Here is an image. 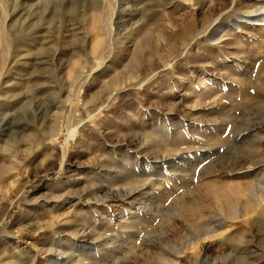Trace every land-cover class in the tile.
Wrapping results in <instances>:
<instances>
[{"label":"rangeland","instance_id":"1","mask_svg":"<svg viewBox=\"0 0 264 264\" xmlns=\"http://www.w3.org/2000/svg\"><path fill=\"white\" fill-rule=\"evenodd\" d=\"M2 206L0 264H264V0H0Z\"/></svg>","mask_w":264,"mask_h":264},{"label":"bare ground","instance_id":"2","mask_svg":"<svg viewBox=\"0 0 264 264\" xmlns=\"http://www.w3.org/2000/svg\"><path fill=\"white\" fill-rule=\"evenodd\" d=\"M149 44V43H148ZM136 55V54H135ZM142 56V55H141ZM140 56V57H141ZM144 58V57H143ZM136 60V62L137 61H139V57H136L135 58ZM142 62V61H141ZM139 63H140V61H139ZM133 66V65H132ZM131 69V68H130ZM122 74V73H121ZM123 76V75H122ZM117 80V79H116ZM126 81V79L124 80V82ZM119 82L117 83H115L114 84V86H113V91H115L118 87H119ZM119 89V88H118ZM109 92V91H108ZM112 92V91H111ZM110 94V93H109ZM113 94V93H112ZM162 131V130H161ZM163 135H165V134H162L161 136H163ZM163 141H164V144L166 145V146H170V145H172V141H171V138H169V136H163ZM69 142V138L67 139V143ZM174 145H181V143H177V144H174ZM159 147V146H158ZM52 185V184H51ZM55 190V189H54ZM18 194V193H17ZM55 196H57L58 198H60L61 197V195H55ZM6 208H8L7 206H2L1 208H0V223L5 219V217H6ZM247 209V208H246ZM224 211V210H223ZM186 212V211H185ZM235 212V211H234ZM31 216V215H30ZM169 217V216H168ZM183 218H184V216H183ZM20 231L21 230H17L16 231V234H17V236L19 235V233H20ZM9 241H13L12 239H9ZM10 245H12L11 243H9V246ZM9 248V247H8ZM9 263V262H8ZM236 264H245V259L243 258V257H240V258H238L237 259V261H236Z\"/></svg>","mask_w":264,"mask_h":264}]
</instances>
